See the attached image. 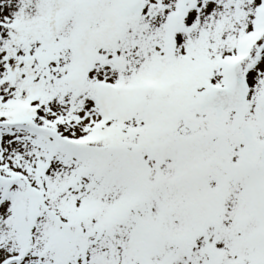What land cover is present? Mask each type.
I'll return each instance as SVG.
<instances>
[{"label": "snow or ice", "instance_id": "1", "mask_svg": "<svg viewBox=\"0 0 264 264\" xmlns=\"http://www.w3.org/2000/svg\"><path fill=\"white\" fill-rule=\"evenodd\" d=\"M0 264H264V0H0Z\"/></svg>", "mask_w": 264, "mask_h": 264}]
</instances>
